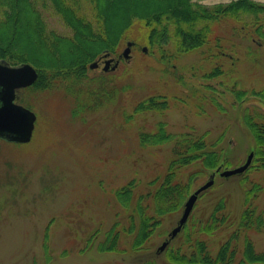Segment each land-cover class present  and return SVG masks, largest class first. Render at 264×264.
Instances as JSON below:
<instances>
[{
	"label": "rangeland",
	"instance_id": "374dc122",
	"mask_svg": "<svg viewBox=\"0 0 264 264\" xmlns=\"http://www.w3.org/2000/svg\"><path fill=\"white\" fill-rule=\"evenodd\" d=\"M229 1L200 0L209 6ZM117 2L109 0L108 10L119 14ZM38 6L48 29L68 37L73 35L52 7ZM134 6L132 0L123 2L124 11ZM86 7L84 3L79 5V13L92 8L91 4ZM115 18L118 21L122 17ZM17 26L22 30L15 42L26 44L22 51L42 54L47 61L55 57L51 43L38 41L29 21L18 22ZM210 26L209 42L204 46L177 54L174 44H166L165 53L169 54L163 56L148 45L146 26L134 22L114 52L104 50L88 63L86 83L104 73L108 79L105 102L92 111L76 112L88 87L74 83L75 77L54 79L46 74L51 72L49 67L45 70L46 80L39 86L41 68L22 62L32 64L39 77L33 85L18 90V102L31 108L37 120L30 142L0 139V264H137L147 259H155L158 264H178L168 259L167 249L181 246L191 251L189 244L184 243L188 231L191 243L206 240L214 253L231 237L246 207V190L253 183L262 186L254 202L259 210L264 209V168L225 177L197 162L182 172L183 179L196 175L188 197L214 172L215 182L200 194L187 223L174 238L170 233L177 226L185 203L179 210L162 216L143 247L133 249L136 233L126 231L120 233L118 250L100 247L117 221L118 229L129 224L132 209L119 203L117 189L135 180V196L153 190L156 186L149 182L156 179L159 185L173 156L172 143L141 145V131H152L164 122L173 133L205 134L210 143H216L215 149L221 151L223 159L231 162L221 170L245 163L255 147L245 115L264 109V104L252 94L264 88V44H260L254 26L243 28V22L235 18H222ZM2 31L8 37L11 28H0L1 36ZM128 41H134V45L131 57L124 59L121 55ZM107 52L120 59L116 70H103L102 57ZM95 61H99V67L91 68ZM216 68L221 69L220 73L205 76ZM235 90L247 91L249 100L238 101ZM150 95L167 99L170 107L163 113L148 110L127 119L125 111L130 115ZM220 201L225 204L228 222L215 233H206L202 228ZM134 217L139 224L138 214ZM250 234L256 249L263 251L264 230ZM164 241L169 242L160 251Z\"/></svg>",
	"mask_w": 264,
	"mask_h": 264
},
{
	"label": "trees",
	"instance_id": "16d2710c",
	"mask_svg": "<svg viewBox=\"0 0 264 264\" xmlns=\"http://www.w3.org/2000/svg\"><path fill=\"white\" fill-rule=\"evenodd\" d=\"M108 1L0 0V28H11L8 37L3 31L1 32L3 37L0 35V56L13 63L32 62L39 66L41 68L37 83L39 86L46 80L45 70H49V67L51 72L46 74L50 73L54 79L75 77L74 83L86 85L88 94L79 102L76 111L78 113L79 109L82 112L98 108L104 104L106 98L107 73L90 79L86 83L88 63L104 50L114 52L128 28L136 21L142 22L148 29V45L159 50L162 55L169 54L165 53L166 44H174L177 54L204 46L209 42L210 23L222 18H235L243 22V28H247V25L254 26L256 29L253 31L258 36L260 44H264V3L256 0H230L225 4L213 6L205 5L200 0H132L135 6L128 11L123 10V2L126 0H118L119 14L108 10ZM82 3L85 8L87 4H91V10L88 9L86 13L80 14L78 6ZM39 4L41 7H52L71 28L73 35L68 37L48 29V24L41 16V9L37 7ZM90 14H92V20ZM86 16H89V19ZM119 16L122 18L116 21L115 17ZM21 21L24 23L29 21L32 26L31 32L36 34L38 41L51 43L49 47L53 49L51 51L55 54L54 58L47 61L42 54L33 52L29 54L22 51L26 44L19 40L20 43L15 42L22 30L17 26V23ZM7 45L11 48L8 49ZM220 71L221 69L216 68L205 76L212 77ZM234 93L238 101L249 100V96L245 95L247 91L235 90ZM252 94L264 104V88L253 91ZM169 107L167 99L160 95H150L141 100L130 115L126 111L125 113L129 119L136 113L148 110L163 113ZM255 110L245 115V122L255 138V147L252 150L254 156L249 170L264 168V109ZM139 142L143 146L172 143L173 156L159 185H156L158 182L156 179L149 182L156 186L153 190L142 192L136 197L135 180L117 189L115 193L117 200L124 208H131L132 213L127 227L118 229L117 221L115 226L106 233V239L100 244L102 249L118 250L122 231L136 233L133 249L143 247L160 225L162 216L179 210L191 193L196 175L183 179L182 172L186 167L198 162L206 170H217L219 167L223 168V165L228 167L231 164L229 160L223 159L221 151L215 149L216 143H210L205 134L196 131L173 133L168 131L164 122H159L152 131H141ZM246 181V178L243 179V183ZM261 189L262 186L259 183H253L252 187L246 190V207L240 220L231 237L220 246L216 253L211 250L206 240L197 239L191 243V235L188 231L184 243L189 244L191 251L188 252L181 246H171L166 253L168 259L178 264H264V250L256 249L250 234L251 231L264 230V209L259 210L254 202ZM134 197H136L135 202ZM224 209L225 204L220 201L202 230L213 234L221 229L229 218ZM135 213L139 216V224L134 217ZM137 264L158 263L155 259H147Z\"/></svg>",
	"mask_w": 264,
	"mask_h": 264
},
{
	"label": "water",
	"instance_id": "95a60500",
	"mask_svg": "<svg viewBox=\"0 0 264 264\" xmlns=\"http://www.w3.org/2000/svg\"><path fill=\"white\" fill-rule=\"evenodd\" d=\"M133 45L134 41L127 42V46L121 55L123 58L129 59L131 57ZM143 50L146 51L147 47H144ZM109 54L107 52L104 55L106 58L105 71H109L110 69L116 70L120 62L118 59L111 65L114 62V58L110 57ZM98 65L99 61H95L90 64V67L96 68ZM38 77L39 73L32 64L20 63L12 65L7 60L0 58V139L12 143H28L33 138L37 115L32 109L17 102V91L33 85ZM253 156L254 152L252 151L245 163L232 169H224L220 172V175L228 177L243 173L250 166ZM214 176L215 173L210 176V179L205 184L196 189L188 197L183 214L177 226L170 233L171 238H174L188 221L199 195L214 184ZM168 242L164 241L159 250L163 251Z\"/></svg>",
	"mask_w": 264,
	"mask_h": 264
},
{
	"label": "flooded vegetation",
	"instance_id": "af4514ba",
	"mask_svg": "<svg viewBox=\"0 0 264 264\" xmlns=\"http://www.w3.org/2000/svg\"><path fill=\"white\" fill-rule=\"evenodd\" d=\"M103 61L101 60L100 64L102 63ZM99 67V66H98Z\"/></svg>",
	"mask_w": 264,
	"mask_h": 264
}]
</instances>
